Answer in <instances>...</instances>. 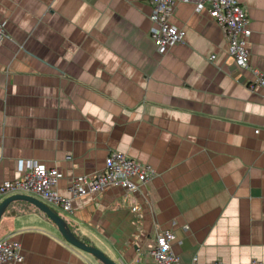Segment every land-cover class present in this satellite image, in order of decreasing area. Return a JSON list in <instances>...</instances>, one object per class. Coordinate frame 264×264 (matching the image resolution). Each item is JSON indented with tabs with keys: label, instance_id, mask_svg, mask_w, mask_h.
Listing matches in <instances>:
<instances>
[{
	"label": "crops",
	"instance_id": "obj_1",
	"mask_svg": "<svg viewBox=\"0 0 264 264\" xmlns=\"http://www.w3.org/2000/svg\"><path fill=\"white\" fill-rule=\"evenodd\" d=\"M238 1L251 28L246 69L190 3L170 17L184 40L160 54L149 0H0V184L20 159L55 167L72 209L46 204L117 264H155L164 231L182 263L264 261V88L248 86L264 73V0ZM110 150L155 175L132 194L72 197L73 178L100 171ZM5 237L21 245L15 264H103L28 201L5 208Z\"/></svg>",
	"mask_w": 264,
	"mask_h": 264
},
{
	"label": "built area",
	"instance_id": "obj_2",
	"mask_svg": "<svg viewBox=\"0 0 264 264\" xmlns=\"http://www.w3.org/2000/svg\"><path fill=\"white\" fill-rule=\"evenodd\" d=\"M151 26L149 36L158 53L164 54L170 47L184 40L185 30L170 21L174 7L178 3L194 5L196 12L207 10L211 18L223 29L228 53L239 69H246L250 63L249 38L251 28L249 19L238 0H149ZM5 22L0 21V44L6 37ZM256 78L248 84L250 89L264 88V73L253 70ZM70 156H66L69 158ZM16 178L5 180L0 184V201L7 195L29 194L39 198L48 205L71 210V198L61 196L54 188L60 176L55 167H48L34 159L18 160ZM155 175L154 168L126 154L110 150L105 158L103 168L92 175H79L73 178L69 191L72 197L86 195L98 196L111 187L123 188L126 194L137 192L141 185ZM175 235L171 231L157 234L150 250L155 264H228L221 261L199 262L193 260L182 263L172 250ZM23 255L18 241L9 237L0 239V264L21 262ZM243 264H264V261L251 260Z\"/></svg>",
	"mask_w": 264,
	"mask_h": 264
},
{
	"label": "water",
	"instance_id": "obj_3",
	"mask_svg": "<svg viewBox=\"0 0 264 264\" xmlns=\"http://www.w3.org/2000/svg\"><path fill=\"white\" fill-rule=\"evenodd\" d=\"M15 200H24L28 201L34 206H36L39 210H41L56 226L62 237L66 242L71 244L72 246L91 254L92 256L98 258L103 264H117L110 258H108L100 249L97 247L88 245L82 241H80L76 236L71 233L69 228L66 226L64 219L55 212L52 208H50L46 203H44L39 198L29 195V194H13L6 198H4L0 202V218L5 208Z\"/></svg>",
	"mask_w": 264,
	"mask_h": 264
},
{
	"label": "rangeland",
	"instance_id": "obj_4",
	"mask_svg": "<svg viewBox=\"0 0 264 264\" xmlns=\"http://www.w3.org/2000/svg\"><path fill=\"white\" fill-rule=\"evenodd\" d=\"M54 208H55V207H54ZM55 210H56L57 212H59L58 209H55Z\"/></svg>",
	"mask_w": 264,
	"mask_h": 264
}]
</instances>
